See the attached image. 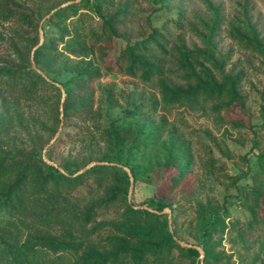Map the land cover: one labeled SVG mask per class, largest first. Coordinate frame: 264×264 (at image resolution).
Here are the masks:
<instances>
[{"label":"trees","instance_id":"16d2710c","mask_svg":"<svg viewBox=\"0 0 264 264\" xmlns=\"http://www.w3.org/2000/svg\"><path fill=\"white\" fill-rule=\"evenodd\" d=\"M66 1L64 5L42 6L40 0H0V21L11 24L9 44L16 56L12 61L0 63V85L15 93L14 98L41 102L49 101L47 90L53 89L58 93L53 132L69 118H75V124L86 127L85 130L90 128L84 125L92 121L104 148L96 154L92 151L81 165L58 163L61 170L44 160V147L37 136L32 138L30 150L4 146L3 140L14 125L16 108L10 99L3 100L0 105V264H178L173 259L176 250L191 264L201 255L203 264H219L234 257L224 249L219 250L224 236L234 230L242 242L239 255L249 254L255 244L252 233L257 229L264 231V150L256 154L254 172L248 170L233 179L234 184L249 175L252 179L250 186L239 189L233 196L245 218L233 217L225 201L198 202L191 231L195 243L191 246L180 242L184 239L175 227L173 209L171 222L163 212L172 208L163 196L154 195L144 202L154 210L136 208L128 201L131 177L133 184L140 179L151 182L152 174L161 169L173 171L169 192L182 186L189 197L194 195L189 182L190 145L176 127H168L166 114L154 118L159 110L183 106L230 110L234 105H243L240 78L225 71L226 59L217 56L213 41L220 22L218 10L206 0L214 18L207 22V34H200L204 48H188L181 37L172 46L177 71L182 73L183 83L179 84L164 75L157 54L168 52L169 39L165 32L156 29L146 37L128 41L115 63L105 64L107 48L119 35L118 26L122 23L120 18L127 13V3ZM43 18L56 29L49 38L41 24ZM40 30L44 33L43 40ZM232 36L264 54V42L254 27L233 26ZM110 75L156 83L158 95L150 93L151 102L146 107L133 102L134 107L125 116L103 124L101 109L95 108L92 85ZM103 94L110 106L118 104L111 90L105 89ZM261 112L264 128V107ZM16 118L21 124L22 115L16 114ZM229 119L234 127L245 125L243 117ZM80 135L85 134L82 131ZM60 139L59 136L56 141ZM94 160L123 164L131 175L116 164H96L77 173ZM92 174L103 188L102 198L84 208L68 203L67 195ZM113 205L123 209L119 218L95 222L96 208ZM92 222H95L93 228L89 229ZM57 226L61 232L53 234ZM103 229L109 232L93 238L96 231Z\"/></svg>","mask_w":264,"mask_h":264},{"label":"rangeland","instance_id":"374dc122","mask_svg":"<svg viewBox=\"0 0 264 264\" xmlns=\"http://www.w3.org/2000/svg\"><path fill=\"white\" fill-rule=\"evenodd\" d=\"M207 1L218 10L220 18L213 37L217 56L225 57L226 72L239 76V93L243 105H234L230 110H213L211 106L198 109L183 106L172 108L170 111L159 110L154 118L157 120L161 114H166L169 120L168 127H176L178 133L190 145L192 162L189 182L194 195L189 197L187 190L182 186L169 192L170 177L173 173L170 169L154 172L151 182L144 179L137 180L132 190L129 189L131 194L128 195V201L136 208L154 210L144 204L154 195L163 196L171 203L172 208H166L163 212L168 214L171 222L173 209L174 224L178 234L184 239L182 240L184 246L195 243L191 231L196 222L198 202L205 203L210 200L215 204H222L225 201L233 217L245 218L244 211L235 203L233 196L239 189L250 186L252 179L249 175L235 184L233 179L248 170L254 172L257 167L256 154L264 150V128L261 127L263 122L261 109L264 107V54L257 49L247 47L243 42L239 43L232 36L233 26L239 24L242 29L251 26L257 30L264 42V0ZM40 2L42 6L67 3L66 0H40ZM116 2L127 3L128 9L126 15L120 18L122 23L118 26L119 35L107 48L105 64L113 65L128 41L146 37L156 29L165 32L169 39L168 52L157 54L164 75L175 83L182 84V73L177 71L176 55L171 48L178 43V37L184 40L188 48L205 47L200 34H207V22L214 18V12L207 6L206 0H116ZM110 11L114 12L115 9ZM45 18L42 19L41 24L44 26L46 38H49L56 29L51 23L45 22ZM11 29L9 22L0 21V63L12 61L16 57L9 44ZM43 38V30H40V39ZM92 89L95 108L100 107L103 124L125 116L126 112L134 107L133 102L142 108L146 107L151 102L150 93L158 95L156 83H145L140 78L126 75L104 76L100 82L92 85ZM105 89L111 90L118 99L116 106H110L105 100L103 94ZM13 94L15 93L0 85V105L5 98H8L12 107L16 108L13 114L14 125L9 131V136L3 140L4 146L30 150L32 138L37 136L44 147L42 150L44 160L57 165L63 162L81 165L92 151L96 154L98 150L104 148V143L99 141L94 131L92 121L84 125L90 128L85 130L86 127L75 124V118H69L66 122L60 123L58 130L53 132L56 123L55 102L58 100V93L53 89L47 90L48 102L14 98ZM63 96L64 94L62 99ZM16 114L22 115V125L17 123ZM236 116L243 117L244 126L238 128L231 125L233 121L229 118ZM61 117L60 115L59 118ZM82 131L85 134L83 136L80 135ZM59 136L61 139L56 141ZM90 164L91 166L116 164L128 172L123 164L94 160L77 173L84 171V168ZM133 181L131 177V184ZM102 196L103 188L92 174L67 195L66 201L77 208H84L99 201ZM122 210L120 206L114 205L96 208L95 222L117 219ZM95 222L88 224V228L92 229ZM60 230L61 227L57 226L52 233L60 234ZM108 232V229H103L96 231L92 236L98 239ZM236 234L235 230L227 233L219 248V250L224 249L227 254H233V259L219 264H264V231L257 229L252 233L253 235L251 234V238L255 241L254 247L249 254L242 257L239 255L242 242ZM202 258L203 255L195 264H203ZM173 259L178 264H191V261L177 250L174 251Z\"/></svg>","mask_w":264,"mask_h":264},{"label":"water","instance_id":"95a60500","mask_svg":"<svg viewBox=\"0 0 264 264\" xmlns=\"http://www.w3.org/2000/svg\"><path fill=\"white\" fill-rule=\"evenodd\" d=\"M62 5H64V4H62ZM59 86H60V85H59ZM53 164H54L55 166L59 167L57 164H55V163H53ZM91 165H92V164L86 166V167L84 168V170L88 169ZM59 168H60V167H59ZM125 168L128 170L129 174L131 175L129 169H128L127 167H125ZM60 169H61V168H60ZM61 170H62V169H61ZM132 187H133V183L131 184V188H130L131 190H132ZM131 190H130V193H129V194H131ZM180 242H181L182 245L184 244L182 241H180ZM198 248H199L200 252H203V250H202L201 247H198Z\"/></svg>","mask_w":264,"mask_h":264}]
</instances>
